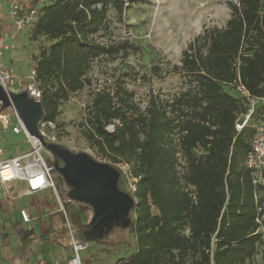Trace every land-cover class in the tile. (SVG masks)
Listing matches in <instances>:
<instances>
[{"label":"trees","instance_id":"trees-1","mask_svg":"<svg viewBox=\"0 0 264 264\" xmlns=\"http://www.w3.org/2000/svg\"><path fill=\"white\" fill-rule=\"evenodd\" d=\"M226 5L225 26L205 28L179 64L165 69L183 78L184 90L165 100L151 94L143 108L123 83L95 90L79 124L89 147L117 172L118 191L129 195L118 165L136 180L128 224L136 249L125 264H244L264 244V186L253 183L245 164L264 106L239 130L248 106L235 89L240 84L251 96H264V0ZM109 8L122 15L130 6L55 0L29 27L30 41H50L33 67L45 120L55 121L59 104L91 85L94 58L145 54L128 41L94 40ZM149 63L154 75L166 67L158 52Z\"/></svg>","mask_w":264,"mask_h":264},{"label":"rangeland","instance_id":"rangeland-1","mask_svg":"<svg viewBox=\"0 0 264 264\" xmlns=\"http://www.w3.org/2000/svg\"><path fill=\"white\" fill-rule=\"evenodd\" d=\"M228 1L237 0H124L130 9L124 8L122 15L108 9L107 23L94 40L108 45L128 41L140 46L145 54L129 50L94 58L87 72L91 85L70 94L67 101L59 104L55 118L57 142L45 141L42 151L53 168L55 192L17 197L15 195L21 189L17 184L11 188L14 198L0 199V257L3 256L2 248L14 241L26 264H66L68 221L74 236L89 243L90 248L83 255L89 256L92 264H125V259L136 249L135 236L128 227L129 214L134 216L129 209L136 180L129 176L128 166L118 165L129 195L118 191L117 172L89 147L79 124L95 90L111 89L115 84L123 83L134 93V100L142 108L151 94L165 100L184 90L183 78L166 73L165 69L179 64L187 44L205 28L225 26L230 17ZM5 27L15 32L10 24ZM29 37V27L18 31L13 48L4 51L3 62L20 76L21 86L12 88L10 93L32 129L28 115L35 111L24 90V82L34 67L39 50L48 47L50 41L43 36L30 41ZM157 52L166 67L159 75H154L149 59ZM225 90L236 95L230 88ZM2 106L0 102V112H6L7 108L1 109ZM39 113L36 109V114ZM107 130H112V126ZM0 149L12 157L27 152L29 145L22 135L0 128ZM21 209L28 212L30 223L20 220ZM75 216H78L76 223L73 221ZM13 248L12 251L17 250ZM5 260L1 258V261ZM244 264H264V244Z\"/></svg>","mask_w":264,"mask_h":264},{"label":"built area","instance_id":"built-area-1","mask_svg":"<svg viewBox=\"0 0 264 264\" xmlns=\"http://www.w3.org/2000/svg\"><path fill=\"white\" fill-rule=\"evenodd\" d=\"M52 1L55 0H0V89L8 102L7 111L0 112V128L15 135H22L29 145L27 152L12 157L7 156L4 150L0 149V199L14 198L11 188L17 184L21 185L20 191L15 195L17 197L31 196L47 191L55 192L56 189L53 168L47 163L42 151L45 141L57 142V124L55 121L41 118L37 122L36 135H32L27 130L10 93L12 88L21 86L20 76L14 74L12 69L3 62L4 51L13 48L16 33L30 27L36 21L40 9ZM5 24H10L15 32L6 29ZM235 89L239 96L248 103L247 113L240 118L242 123L238 122L236 125L240 130L248 123L255 109L264 106V96H251L240 84L236 85ZM24 90L28 97L40 102L41 94L34 68L26 77ZM245 164L251 171L253 183L264 186V121L255 126V135ZM19 216L23 223L31 222L28 212L24 209L20 210ZM67 229L71 254L66 264H92L90 260L83 258V253L90 248L89 243L78 240L74 236L68 221Z\"/></svg>","mask_w":264,"mask_h":264},{"label":"water","instance_id":"water-1","mask_svg":"<svg viewBox=\"0 0 264 264\" xmlns=\"http://www.w3.org/2000/svg\"><path fill=\"white\" fill-rule=\"evenodd\" d=\"M13 98V97H12ZM32 101V104H33V107H34V111L35 113L34 114H29L28 115V123L31 124L32 126V129L28 127L26 121L24 120L23 116H22V110H19V108L16 106L15 102H14V99H13V102L15 104V107L20 115V117L22 118L23 122H24V125L25 127L27 128V130L32 134V135H36L37 133V122L43 118V111H42V108H41V105L39 102H36L34 101L33 99H30ZM0 102L2 103V107L1 109L3 108H7L8 107V102H7V99L5 98L3 92L1 91L0 89ZM36 109H39V115L36 114ZM242 123V120H239V124ZM78 240H81L78 238ZM85 241V240H83Z\"/></svg>","mask_w":264,"mask_h":264},{"label":"crops","instance_id":"crops-1","mask_svg":"<svg viewBox=\"0 0 264 264\" xmlns=\"http://www.w3.org/2000/svg\"><path fill=\"white\" fill-rule=\"evenodd\" d=\"M9 247H10V249H9ZM12 247L17 248V250L16 251H12ZM68 247H69V244H68ZM2 249L3 250H1V251L3 253V256L0 257V264H26L25 258L22 257V255L19 252L20 248L18 246V243L13 241L7 248L5 247V248H2ZM70 254H71V252H70V247H69V255H68V257L70 256ZM85 256L83 255V258L85 260H90L88 258L89 256H87V257H85ZM1 258L6 259V260L5 261H1Z\"/></svg>","mask_w":264,"mask_h":264}]
</instances>
